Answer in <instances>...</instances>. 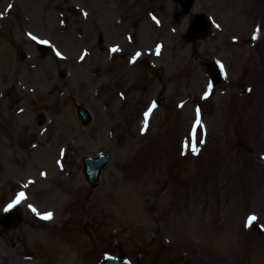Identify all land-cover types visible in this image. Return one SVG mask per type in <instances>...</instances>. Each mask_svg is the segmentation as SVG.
<instances>
[{
	"label": "rangeland",
	"instance_id": "1",
	"mask_svg": "<svg viewBox=\"0 0 264 264\" xmlns=\"http://www.w3.org/2000/svg\"><path fill=\"white\" fill-rule=\"evenodd\" d=\"M201 11L211 33L184 41ZM173 12V0H0V214L26 196L13 207L21 222L0 234V264H94L105 253L264 264V231L245 226L253 213L264 227V0ZM37 40L48 41L43 55ZM212 61L226 76L205 99ZM197 109L193 155L184 144ZM103 152L111 159L91 188L81 157Z\"/></svg>",
	"mask_w": 264,
	"mask_h": 264
},
{
	"label": "water",
	"instance_id": "2",
	"mask_svg": "<svg viewBox=\"0 0 264 264\" xmlns=\"http://www.w3.org/2000/svg\"><path fill=\"white\" fill-rule=\"evenodd\" d=\"M193 2L194 0H176V13L174 15L175 19L178 20L181 16L187 14L193 5ZM209 29H210V23L207 20L206 15L202 12L199 14V20L192 19L190 26L184 35V39L190 41L198 37L206 36L209 33ZM38 49L42 54H45L47 52V46L45 44L39 43ZM23 57L24 54L23 52H21L20 58L22 59ZM151 71L154 73L152 69ZM209 71L213 85L219 83V81H221V79L223 78V71H221L219 64L217 63L210 64ZM160 103L161 101H159V104ZM77 113L83 124H87L90 121L91 115L87 110V108L78 105ZM40 118H43L42 115H40ZM39 122H41V120ZM109 160H110L109 153H101L96 156H84L82 158L83 174L91 187H96L99 184V175L103 167L107 164ZM19 220H20V216L11 211H8L2 216H0V233L7 230L11 226L16 225L19 222ZM98 264H133V263H131L127 259H119L113 255L107 254Z\"/></svg>",
	"mask_w": 264,
	"mask_h": 264
},
{
	"label": "snow or ice",
	"instance_id": "3",
	"mask_svg": "<svg viewBox=\"0 0 264 264\" xmlns=\"http://www.w3.org/2000/svg\"><path fill=\"white\" fill-rule=\"evenodd\" d=\"M9 8H11V5H9ZM85 15H87V14L85 13ZM217 27H219V25H217ZM31 38H32L33 40H36V39H37L35 36H32ZM255 38H256V37L254 36L253 39H255ZM39 43H41V44H47L48 41H46V40H41V41H39ZM111 51H112V52H117V51H119V49L114 47V48L111 49ZM159 53H160V47L157 46V48H156V54L159 55ZM56 54H57V56L60 55L59 52H57ZM139 56H140V53L137 52V53H136V56L133 57L132 62L134 63L135 60H136V58L139 57ZM81 59H84V57L81 56ZM220 68H221V71H223V65H220ZM211 90H212V85L209 84V85H208V91H206L205 94H204V98H205V99L208 97V95L211 94ZM155 107H156V104L153 103V104L149 107V109L144 113V122H143V123H144V130H146V129L148 128L149 117H150V115H151V113H152V111H153V109H154ZM197 128H201V129L203 128L202 121H201V118H200V110H199V109L196 110L195 124H194V126H193V130H192V141H191L190 144L187 143V142L184 144V148H185L186 150H191V152H192L193 155H198V154H199V151H200V148L198 147L197 142H196V129H197ZM203 143H204V140L201 138L200 141H199V144H203ZM182 154H183V153H182ZM24 199H26L25 193H23V192L19 193V194L17 195L16 199H15L12 203H10V204L4 209V211H6V212L9 211L11 208L15 207L17 204H19V203H20L22 200H24ZM29 207L31 208V210H32L33 212H37V210H36L34 207H32L31 205H29ZM37 215H40V214L37 213ZM52 217H53V214H52L51 212H49V213H45V214H43V215H40V218L43 219V220H51ZM257 219H258V218H257L256 216H254V215L249 216V217L247 218V221H246V225H245V226H246V227H251V226L254 224V222L257 221Z\"/></svg>",
	"mask_w": 264,
	"mask_h": 264
}]
</instances>
